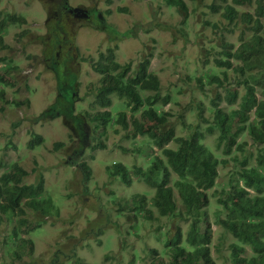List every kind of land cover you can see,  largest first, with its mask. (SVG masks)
<instances>
[{
    "label": "trees",
    "instance_id": "1",
    "mask_svg": "<svg viewBox=\"0 0 264 264\" xmlns=\"http://www.w3.org/2000/svg\"><path fill=\"white\" fill-rule=\"evenodd\" d=\"M165 1L176 6L186 18L189 12L186 0ZM242 4H254L253 11L241 12L238 6ZM208 6L215 11L223 9L222 15L227 25L221 29L215 23V30H223L220 39L212 40L213 44L207 47L205 44L201 45V50L205 51L206 69L198 77L199 89L206 93L207 85H213L214 95L208 100L210 114H207L208 106L202 100L195 107L192 103L186 107L188 111L196 109L194 121H189L186 117V110L173 118V113L164 109L165 104L172 102L173 95L169 91L162 93L160 76L150 70L149 56L136 65L131 62L121 63L116 59L115 49L111 46L105 51L100 50L97 58L83 57L84 60L90 59L92 69L99 75L93 106L104 109L92 112V106L89 111L81 110L76 113L75 103L80 83L78 69L69 65L70 59L66 61L63 72H71L74 83H64L56 69L58 54L47 50L50 65L57 75L58 95L40 112L36 120L63 116L65 121L73 123L79 136V147L68 161L80 168L83 181H90L92 177L90 164L81 158L84 148L105 147L103 141L95 146L89 144L87 122L94 123V131L101 129L106 133L111 126L115 132L119 129L125 131L126 137L134 138L142 134L151 141L149 143L152 146L161 149L162 156L152 154L151 160L144 165L127 166L123 162H114L105 167L112 179L119 178L130 185L134 176L144 185L152 187L153 192L149 197L158 212V218L168 219L165 224H156L153 230L161 250L156 246L143 247V251L147 252L142 251L143 255L133 252L127 264L136 261L143 264H217L213 249L217 254L216 258L221 259L224 264H264V0H232V3H226L223 7L216 3ZM69 7V0H59L54 20L49 22L54 48L57 43H69L72 31L65 27L63 21V11H68ZM98 10L103 13L102 9ZM108 11L111 12L110 9ZM104 17L99 16L94 25L100 31H107L112 39L120 30L117 31ZM25 22L24 15L0 10V51L9 48L3 31L10 24ZM239 23L244 26L240 27ZM239 27L241 36L237 46L222 38L224 32L232 33ZM28 32L29 29L26 28L17 35L24 36ZM122 37H129L126 31L122 33ZM0 63H4L8 73L19 69L18 64L8 56H0ZM231 70L233 74L230 77ZM9 84L13 82L6 78L5 73L0 72L2 93L4 85ZM178 91L181 92L182 89ZM113 96L118 97L121 103L119 108L123 100L131 115H128L127 110H118L115 114L109 110L113 104ZM223 100L236 106L224 108L221 105ZM29 102V99L8 100L9 104L16 106ZM141 109V115L150 124L147 130L144 129L145 122L136 116ZM177 124L180 125L182 134L175 131ZM130 125L132 130H129ZM246 134L251 142L244 138ZM34 135L35 141L27 143L30 147L44 141L41 134ZM210 136H214V149L205 142ZM170 142H175L176 146H168ZM249 144L252 147H248ZM63 145L64 142L59 141L55 147ZM141 149L142 146H139L134 150ZM1 167L0 225L6 221L12 223L6 238L12 260L22 261L25 256H29L27 264H63L65 255L67 263L89 264L78 255L79 245L71 247L65 253H62L64 248L58 247L46 261L33 257L35 245L28 234L41 227L45 217L58 216L59 207L52 196L45 193V176L42 172L36 174L35 181L27 182L30 172L18 161L8 165L0 159ZM221 170L224 171L223 174ZM172 174L176 176L173 178ZM221 176L226 177L227 182L218 189L217 179ZM147 201L145 193H134L123 201L119 200L116 220H112L110 212H107L106 223H112L114 227L116 225L115 230L121 234L123 230L120 226L130 224L127 232L135 235L136 242L140 238L144 242L142 227L154 220V212L147 208ZM29 209L33 217H29ZM139 222V227L133 229ZM212 224H215L216 229ZM96 225L99 224L94 222L90 229L84 230L86 239L101 240L105 226L98 228L97 232L92 231V227ZM121 240L125 244L129 243L124 237ZM136 242H133L134 245ZM131 246L133 245L130 243L129 247ZM165 255L168 259L163 257ZM111 257L107 256V259Z\"/></svg>",
    "mask_w": 264,
    "mask_h": 264
},
{
    "label": "rangeland",
    "instance_id": "2",
    "mask_svg": "<svg viewBox=\"0 0 264 264\" xmlns=\"http://www.w3.org/2000/svg\"><path fill=\"white\" fill-rule=\"evenodd\" d=\"M186 1L189 12L184 18L175 7H168L164 0H69L73 7L88 9V15L76 16L63 11L64 25L72 33L68 38L69 43H57L54 48L51 44L49 22L54 20L59 0H0V10L26 17L25 23L10 24L3 31L9 48L0 51V56L11 57L13 62L18 64L19 69L8 73L4 63H0V72L5 73L6 78L13 82V84L4 85V93L0 89V159L8 165L18 161L27 168L30 172L26 178L27 182L35 181L36 174L42 172L45 176V193L50 194L59 207L58 216L45 217L43 225L28 234L34 241L33 257L37 260H49L58 247L64 248L62 253H65L71 247L79 245L77 252L84 262L115 264L105 258V255L116 251L119 247L115 233L116 225L114 227V224L106 223V213L110 212L111 219L116 220L115 216L120 204L118 201H123L134 193H145L149 200L146 204L147 208L155 212V216L157 213L149 197L153 192L152 187L144 185L134 176H132L133 183L130 185L119 178L112 179L105 167L114 162H123L127 166L144 165L151 160L152 154L162 156L161 149L152 146L149 143L151 141L142 134L134 138L126 137L125 131L119 129L115 132L111 126L106 133L101 129L94 131V123L87 122L89 144L95 146L99 141H103L105 147L84 148L81 158L90 164L92 177L90 181H83L80 168L68 161L79 147V136L73 123L65 121L63 116L36 120L40 112L58 95L57 75L50 65L47 50L58 54L56 69L64 83L70 85L74 83L71 72L70 74L63 72L66 61L70 59L69 65L78 69L80 83L78 85L79 101L75 103L76 112L92 109L91 102L94 100L95 86L99 79L98 73L92 69L90 59L84 60L83 57L97 58L100 50L105 51L111 46L115 49L116 59L121 63L131 62L132 65H136L149 55L150 70L160 76L162 93L169 91L173 95L172 102L165 104L164 109L170 110L173 118H177L180 112L186 110L184 111L186 117L189 121H194L196 109L188 111L186 107L190 103L195 107L196 103L202 100L203 104L208 106L207 114H210L211 107L208 100L214 95L213 85H207L206 93L199 89L198 77L206 69L205 51L201 50V45L205 44L207 47L213 44L212 40L218 41L220 29L214 30L212 24L226 22L221 21L224 20L223 9L215 11L208 4L216 3L223 7L232 0ZM253 6L254 4H242L238 7L241 11H253ZM119 8H126V10L122 11ZM98 9H102L103 13ZM108 9L111 12H107ZM152 10L156 12L155 17L151 16ZM99 16L112 23V26L117 31L120 30L118 31L120 33H116L111 39L107 31L96 28L94 23ZM149 21L161 23L167 29L157 28L155 25L147 34L143 28L153 27L152 23H147ZM142 24H145L143 28ZM26 28L29 29L27 35H17ZM124 31L128 38L122 37ZM135 31L137 35L131 37L134 36ZM60 36L61 34L58 35ZM240 36L239 27L228 35L227 39L237 44ZM229 74L231 77L233 72L230 71ZM180 88L181 92L178 91ZM26 99L30 100L29 104L23 103L21 106H16L8 103V100L25 101ZM119 104L121 103L118 97L113 96V104L109 110L113 114L118 110H127L128 115H131V111L126 108L123 100L120 108ZM221 105L228 109L236 106L229 105L225 101H221ZM97 109L104 108L93 106L92 112ZM141 113L142 109L136 113V116L145 122L144 129L147 130L150 128L149 121ZM131 128L130 125L129 130H132ZM175 131L178 134L183 133L178 124ZM34 134H41L44 141L36 144L35 147H30L27 143L35 141ZM59 141H63L64 145L55 147L56 142ZM205 142L214 149V136L208 137ZM167 145L176 146L175 142ZM249 145L248 147H252ZM139 146H142L140 151L134 150ZM220 172L223 174L224 171ZM172 176L174 178L176 175L172 174ZM217 182L216 187L220 189V186L227 182V178L221 176ZM28 215L34 216L30 209ZM94 222L99 225L92 227V231L97 232L98 228L105 226L99 241L86 239L87 235H84V230L90 229ZM153 222V225L142 227L141 234L144 235V242L142 238L136 242L133 233L126 234L133 246L123 251L122 264L129 262L133 252L141 255L142 248H145L147 244L161 250L153 230L156 223L165 224L168 219L155 217ZM139 225L140 222L133 229L138 228ZM212 226L216 229L215 224ZM11 227L12 223L7 221L0 225V264H27L26 262L30 260L29 256H25L22 261L12 260L9 253L10 246L6 242ZM129 227L130 224L122 226L121 229L124 232ZM133 242H136L135 245ZM65 257L63 255V264H74L67 263ZM163 257L168 259L166 255ZM133 264L143 263L136 261Z\"/></svg>",
    "mask_w": 264,
    "mask_h": 264
},
{
    "label": "clouds",
    "instance_id": "3",
    "mask_svg": "<svg viewBox=\"0 0 264 264\" xmlns=\"http://www.w3.org/2000/svg\"><path fill=\"white\" fill-rule=\"evenodd\" d=\"M165 1V0H164ZM166 2V1H165ZM193 2V1H192ZM198 2H200V0H198ZM230 3H232V2H230ZM70 4V3H69ZM167 4V3H166ZM186 4L188 5V3H187V1H186ZM167 6L169 7H171V5H169V4H167ZM70 7H71V5H70ZM69 7V8H70ZM173 7H175L176 8V11L177 12H179L178 10H177V7L176 6H173ZM72 8H76V7H73L72 6ZM79 9H80V7H78ZM69 12V11H68ZM242 12V11H241ZM180 13V12H179ZM80 15H76V16H83L84 17V15L83 14H85V15H88V9L87 10H84L82 13H79ZM181 14V13H180ZM154 15H156V12H154L153 10H152V15L151 16H154ZM181 16H182V14H181ZM155 17V16H154ZM263 19H264V17H263ZM221 21H226L225 20V18H224V20H221ZM147 23H152L153 24V27L152 28H150V29H144L143 27L145 26V24H142V28H143V30L144 31H147V32H145V33H147V34H149L150 33V31H151V29H153L154 28V26L156 25V27L157 28H162V29H167V28H165L161 23H158V22H155V21H149V22H147ZM146 23V24H147ZM215 24V23H214ZM214 24H212V27H213V25ZM218 24V23H217ZM219 26H221V29H222V27H224L225 25H227V21L225 22V23H223V24H218ZM241 25V23H239V26ZM243 26H244V24H243ZM242 26V27H243ZM141 27H139V28H141ZM241 27V26H240ZM214 29V28H213ZM220 29V31H219V34H221V32H223V30H221ZM215 30V29H214ZM217 31V30H216ZM241 31H242V29H241ZM231 33L230 32H228L227 31V33L226 32H224L223 34H222V38H224L225 40H227L228 41V39H227V36L228 35H230ZM137 34H136V31L134 32V36H131V37H135ZM220 37H221V35H220ZM128 38V37H127ZM220 39V38H219ZM229 42H232V41H229ZM232 43H234L235 44V42H232ZM235 46H237V44H235ZM149 56V55H148ZM150 57V56H149ZM232 71V70H231ZM231 80V79H230ZM232 81V80H231ZM80 82V81H79ZM233 82V81H232ZM78 94V93H77ZM258 96H260V94H258ZM94 97H95V95H94ZM79 101V100H78ZM224 101V100H223ZM226 102V101H225ZM91 106H93V101L91 102ZM77 113V112H76ZM253 117V116H252ZM244 138H246L247 140H249V142H251V139H250V137H249V135H244ZM154 210L157 212V210H156V208L154 207ZM155 213V212H154ZM158 213V212H157ZM155 217H158V214L155 216V214H154V218ZM153 218V219H154ZM159 218H162V217H159ZM151 223H154L153 221H151ZM150 222L148 223V225H152ZM156 224H158V223H156ZM161 224V223H160ZM120 227H122V226H120ZM156 228V227H155ZM154 228V229H155ZM125 232V233H124ZM124 232H123V234H121L119 231H117V230H115V233L117 234V239H118V243H119V247H118V249L116 250V251H113V252H111V253H108L107 255H105V258H106V260H109V261H111V262H115V264L118 262V261H122V259H123V251L124 250H126L128 247H129V244H130V242H129V240H128V242L129 243H127V244H125L124 242L125 241H122L121 240V237H124V238H126V239H128L127 237H126V234L127 233H129V232H126V230H124ZM123 235H125V236H123ZM149 246H151L150 244H147L146 245V247H149ZM144 252V251H143ZM146 253V252H145ZM212 253H213V256H214V258L216 259V262H217V264H224L223 263V261L221 260V259H217L216 257H217V254L215 253V251H214V249L212 250ZM142 255H143V253H142ZM107 256H112L111 258H109V259H107ZM131 257V256H130ZM121 264V263H120Z\"/></svg>",
    "mask_w": 264,
    "mask_h": 264
},
{
    "label": "flooded vegetation",
    "instance_id": "4",
    "mask_svg": "<svg viewBox=\"0 0 264 264\" xmlns=\"http://www.w3.org/2000/svg\"><path fill=\"white\" fill-rule=\"evenodd\" d=\"M73 9H74V8H72V6H71V7L68 8L67 10H68L71 14H74V15H76L77 12L82 13L83 10H84L82 7H80V9H79L78 11L73 10ZM82 9H83V10H82Z\"/></svg>",
    "mask_w": 264,
    "mask_h": 264
},
{
    "label": "water",
    "instance_id": "5",
    "mask_svg": "<svg viewBox=\"0 0 264 264\" xmlns=\"http://www.w3.org/2000/svg\"><path fill=\"white\" fill-rule=\"evenodd\" d=\"M73 10H76V11H78V10H79V8H78V7H76V8H74ZM76 15H80V14H79V12H77V13H76ZM83 15H85V14H83Z\"/></svg>",
    "mask_w": 264,
    "mask_h": 264
}]
</instances>
